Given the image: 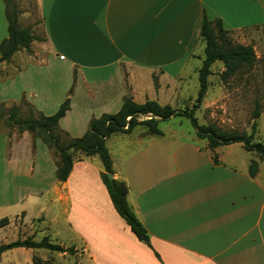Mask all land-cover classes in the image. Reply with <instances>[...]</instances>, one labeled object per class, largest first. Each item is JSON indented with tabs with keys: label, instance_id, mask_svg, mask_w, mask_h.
Instances as JSON below:
<instances>
[{
	"label": "crops",
	"instance_id": "crops-1",
	"mask_svg": "<svg viewBox=\"0 0 264 264\" xmlns=\"http://www.w3.org/2000/svg\"><path fill=\"white\" fill-rule=\"evenodd\" d=\"M37 4L41 23L28 25L41 40L0 64V104L25 100L35 114L51 116L74 85L59 122L71 138L83 137L92 119L116 114L127 96L160 104L157 91L177 86L204 57V16L220 19L231 34L264 26V0ZM7 37L0 0V44ZM106 144L114 178L128 186L127 201L152 249L115 211L98 156L76 154L61 183L53 151L28 131L0 133V222L8 220L0 245L16 225L41 232L56 226L67 227L71 238L59 245L80 249L87 264H264V180L260 172L250 176L251 161L237 144L212 152L176 132L155 136L137 128Z\"/></svg>",
	"mask_w": 264,
	"mask_h": 264
},
{
	"label": "trees",
	"instance_id": "trees-1",
	"mask_svg": "<svg viewBox=\"0 0 264 264\" xmlns=\"http://www.w3.org/2000/svg\"><path fill=\"white\" fill-rule=\"evenodd\" d=\"M2 1L5 5L8 22V37L0 44V64L9 62L13 55L20 50L30 51L31 44L36 40H41L33 35L30 28L20 27V13L16 8V0ZM230 34L229 31L224 29L220 19L209 21L206 16L203 17L200 35L205 43L204 59L202 66L198 70L199 90L191 108L179 110L168 105L163 106L151 100L137 103L130 96H127L123 99V104L116 114H105L99 118L92 119L88 131L83 137L71 138L60 129L59 122L70 109L71 96L74 90L73 85L66 100L55 114L45 116L40 113L37 117L22 119L19 117L21 106L29 105L25 100H22L19 106H13L8 112H2L3 105L0 104V122L5 120L18 133L25 131L32 133L35 139H40L53 151L57 158L56 178L61 183L66 182L69 178L76 154L86 157L98 156L104 169L101 173V180L108 191L115 211L126 222L135 237L152 249L146 229L138 220L127 201L128 186L125 182L115 178L110 181L108 178V174L114 175L115 172L112 158L107 148V140L116 134L129 135L139 126L144 127L149 135L163 136V132L159 128L160 123L175 117H182L191 122L196 137L206 140L212 152L221 146L241 143L245 151L255 153L264 158V144L254 141L258 128L257 120L264 113V105H261L259 101L256 102L252 113L253 124L250 134L225 131L215 124L201 125L196 117V112L202 106L208 90V79L212 75L211 67L215 63L220 62L224 65L225 69L220 74V78L225 82L228 77L235 75L242 68L253 64L256 60L253 47L233 43L230 39ZM213 159L215 163H218L215 156ZM257 173V163L251 161L249 174L251 177H255ZM7 223V219L1 220L0 227L5 226ZM9 246L10 249H46L58 253H71L74 250V248L66 250L58 244H51L47 237L40 242L33 241L30 238L17 240L10 243Z\"/></svg>",
	"mask_w": 264,
	"mask_h": 264
},
{
	"label": "rangeland",
	"instance_id": "rangeland-1",
	"mask_svg": "<svg viewBox=\"0 0 264 264\" xmlns=\"http://www.w3.org/2000/svg\"><path fill=\"white\" fill-rule=\"evenodd\" d=\"M16 8L20 16L22 14L24 16V19L22 18L23 22L20 24L21 28L24 25V28H30L32 31V26H29L28 23L35 22L37 26L41 23L37 0H16ZM230 39L235 44L252 46L256 54V60L253 64L242 68L235 75L228 77L225 82L220 78V74L225 69L224 65L220 62L215 63L211 67L212 75L208 79V90L202 106L196 112V117L201 125L215 124L225 131L250 134L255 104L259 101L261 105H264V28L257 27L244 30L240 33L230 34ZM201 57V61L195 58L194 63L189 67V71L192 72H189L187 78L182 79V82L174 86V89L171 88L170 83H167V87H161L157 91V98L161 105H168L179 110L192 107L199 90L198 70L202 66L204 59L203 56ZM9 110L10 108L2 106V112H8ZM34 116L37 117V114L33 112L30 105L21 106L20 118L26 119ZM257 122L258 128L254 141L264 144V113H262ZM159 128L165 134L176 132L187 140L194 138L201 146H207L208 144L206 140L196 137L191 122L182 117L163 121L160 123ZM137 129L141 130L145 128L139 126ZM15 131L18 132L5 120L0 122V133L11 135ZM236 144L242 150V157L246 158L243 160L255 161L257 163L258 173H261L264 180V158L255 153L245 151L241 143ZM12 229L15 230V234L8 233V236L11 235V238L7 237L4 244L9 245L17 240L28 238L40 242L45 237L48 238L51 244L59 245L63 243L70 245L71 243L67 227L60 229L56 226H50L49 232L46 230L41 232L38 226L28 229L21 225H16ZM69 248H74L73 252L58 253L46 249H37L25 253L21 248L9 249L2 254L0 264H87V257L81 253L80 249L75 250V247H67L65 249Z\"/></svg>",
	"mask_w": 264,
	"mask_h": 264
},
{
	"label": "water",
	"instance_id": "water-1",
	"mask_svg": "<svg viewBox=\"0 0 264 264\" xmlns=\"http://www.w3.org/2000/svg\"><path fill=\"white\" fill-rule=\"evenodd\" d=\"M108 178L110 181H113L114 180V175L113 174H108ZM10 249V246L8 244H2L0 245V261H1V257H2V254L4 252H6L7 250Z\"/></svg>",
	"mask_w": 264,
	"mask_h": 264
},
{
	"label": "built area",
	"instance_id": "built-area-1",
	"mask_svg": "<svg viewBox=\"0 0 264 264\" xmlns=\"http://www.w3.org/2000/svg\"><path fill=\"white\" fill-rule=\"evenodd\" d=\"M61 59H63V57H61Z\"/></svg>",
	"mask_w": 264,
	"mask_h": 264
}]
</instances>
